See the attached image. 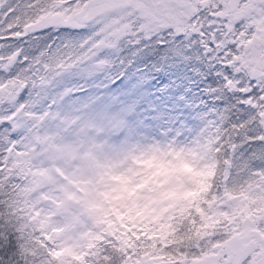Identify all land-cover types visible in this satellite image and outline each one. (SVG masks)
<instances>
[{"label":"snow or ice","instance_id":"snow-or-ice-1","mask_svg":"<svg viewBox=\"0 0 264 264\" xmlns=\"http://www.w3.org/2000/svg\"><path fill=\"white\" fill-rule=\"evenodd\" d=\"M0 264H264V0H0Z\"/></svg>","mask_w":264,"mask_h":264},{"label":"rangeland","instance_id":"rangeland-1","mask_svg":"<svg viewBox=\"0 0 264 264\" xmlns=\"http://www.w3.org/2000/svg\"><path fill=\"white\" fill-rule=\"evenodd\" d=\"M0 43H2V41H0Z\"/></svg>","mask_w":264,"mask_h":264}]
</instances>
